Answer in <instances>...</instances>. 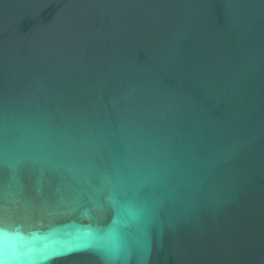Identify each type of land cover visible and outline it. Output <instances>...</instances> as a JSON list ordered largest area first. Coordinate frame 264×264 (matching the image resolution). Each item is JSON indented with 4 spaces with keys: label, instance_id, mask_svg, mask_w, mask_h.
I'll list each match as a JSON object with an SVG mask.
<instances>
[{
    "label": "water",
    "instance_id": "95a60500",
    "mask_svg": "<svg viewBox=\"0 0 264 264\" xmlns=\"http://www.w3.org/2000/svg\"><path fill=\"white\" fill-rule=\"evenodd\" d=\"M0 264H264V0H0Z\"/></svg>",
    "mask_w": 264,
    "mask_h": 264
}]
</instances>
